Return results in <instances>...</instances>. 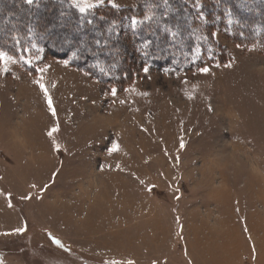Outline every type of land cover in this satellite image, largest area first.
Returning a JSON list of instances; mask_svg holds the SVG:
<instances>
[{"label":"rangeland","instance_id":"rangeland-1","mask_svg":"<svg viewBox=\"0 0 264 264\" xmlns=\"http://www.w3.org/2000/svg\"><path fill=\"white\" fill-rule=\"evenodd\" d=\"M217 37L229 62L125 87L0 62V264H264V51Z\"/></svg>","mask_w":264,"mask_h":264},{"label":"trees","instance_id":"trees-1","mask_svg":"<svg viewBox=\"0 0 264 264\" xmlns=\"http://www.w3.org/2000/svg\"><path fill=\"white\" fill-rule=\"evenodd\" d=\"M81 12L67 0H0V51L16 59L46 52L69 59L110 87L139 66L175 70L225 64L218 41L264 51V0H134ZM136 23H133V21Z\"/></svg>","mask_w":264,"mask_h":264},{"label":"snow or ice","instance_id":"snow-or-ice-1","mask_svg":"<svg viewBox=\"0 0 264 264\" xmlns=\"http://www.w3.org/2000/svg\"><path fill=\"white\" fill-rule=\"evenodd\" d=\"M31 2H32V0H29V3H31ZM100 2L103 3V0H100ZM92 7H95V5L89 4V3H87V0H85L84 6L80 7V11L81 12H86L89 8H92ZM133 23H136V21L134 20ZM12 60H14V58L11 57L8 53H6L4 51H0V62H3L4 64H7L9 61H12ZM145 71H147V69H145ZM201 71L203 73H207L209 71V69L208 68H202ZM41 87L43 88L44 85H41ZM45 92L47 94V90L46 89H45ZM113 94H115V93H113ZM49 105L51 106V98H49ZM53 115H55V110L54 109H53ZM56 131H58V129L57 128H53L52 132H49V135L51 136L53 134V132H56ZM183 146H184L183 143H181V147H183ZM57 148H59V145H57ZM113 150H115V148ZM16 231L20 232V231H22V229H16ZM55 242L57 244L60 243L59 240H56ZM129 264H133V262H129Z\"/></svg>","mask_w":264,"mask_h":264},{"label":"crops","instance_id":"crops-1","mask_svg":"<svg viewBox=\"0 0 264 264\" xmlns=\"http://www.w3.org/2000/svg\"><path fill=\"white\" fill-rule=\"evenodd\" d=\"M60 241V240H59Z\"/></svg>","mask_w":264,"mask_h":264}]
</instances>
